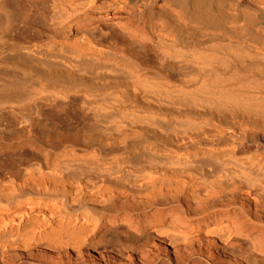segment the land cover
Instances as JSON below:
<instances>
[{
	"label": "bare ground",
	"instance_id": "6f19581e",
	"mask_svg": "<svg viewBox=\"0 0 264 264\" xmlns=\"http://www.w3.org/2000/svg\"><path fill=\"white\" fill-rule=\"evenodd\" d=\"M0 264H264V0H0Z\"/></svg>",
	"mask_w": 264,
	"mask_h": 264
},
{
	"label": "rangeland",
	"instance_id": "374dc122",
	"mask_svg": "<svg viewBox=\"0 0 264 264\" xmlns=\"http://www.w3.org/2000/svg\"><path fill=\"white\" fill-rule=\"evenodd\" d=\"M136 235V234H135Z\"/></svg>",
	"mask_w": 264,
	"mask_h": 264
}]
</instances>
